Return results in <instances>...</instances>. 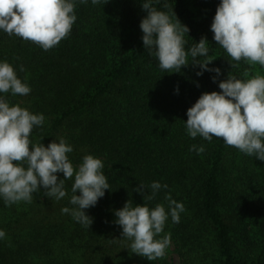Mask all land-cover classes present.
Instances as JSON below:
<instances>
[{"label":"trees","instance_id":"16d2710c","mask_svg":"<svg viewBox=\"0 0 264 264\" xmlns=\"http://www.w3.org/2000/svg\"><path fill=\"white\" fill-rule=\"evenodd\" d=\"M141 2L77 0L72 31L47 51L0 32V60L13 64L32 89L27 96L4 95L46 118L31 139L47 146L65 137L74 148L68 154L74 166L86 154L101 158L111 188L85 210L90 227L61 212L72 207L73 180L65 181L68 195L59 201L43 188L30 203L6 206L0 199V229L6 232L0 264H170L132 252L114 215L128 200L167 207L166 193L185 207L180 222L169 217L160 234H171L179 264H264V161L222 138L193 139L185 127L187 110L202 93L220 91L228 74L250 79L264 75V67L233 61L213 39L210 26L220 0H169L189 28L186 47L207 38L209 68L221 74L215 82V72L198 76L190 56L179 72L160 69L143 45ZM192 145L205 151H190ZM153 181L168 188L144 200ZM140 183L146 187L137 192Z\"/></svg>","mask_w":264,"mask_h":264},{"label":"clouds","instance_id":"9594fccd","mask_svg":"<svg viewBox=\"0 0 264 264\" xmlns=\"http://www.w3.org/2000/svg\"><path fill=\"white\" fill-rule=\"evenodd\" d=\"M78 2L86 4L88 0ZM99 2L91 0L92 4ZM76 4L77 0H0V32L50 50L72 31L77 20ZM141 6L146 12L139 25L143 45L158 60L159 68L179 72L190 63V56L191 63L200 68L197 75L215 72V82L221 70L209 68L213 59L207 38L186 47L189 28L179 21L169 0H142ZM210 30L217 45L233 61L244 60L264 67V0H220ZM19 71H24L22 65ZM218 87L220 91L202 93L188 108L187 135L193 139L200 136L208 142L213 137L222 138L226 145L264 161V75L240 79L228 74ZM31 91L26 78L18 77L13 64L0 60V199L6 206L21 201L30 203L33 193L43 188L46 196L59 201L68 195L65 181L73 180L68 201L72 207L65 206L61 212L90 227L93 220L85 210L95 206L105 190L111 189L104 162L86 154L74 166L68 155L74 148L63 136L47 146L34 142L31 136L45 124L44 114L13 104L4 95L27 96ZM174 91L178 94L179 86ZM189 150L201 154L205 147L192 145ZM58 173H63L62 179ZM145 187L140 183L135 191L142 192ZM146 188L151 192L143 198L150 201L168 185L153 181ZM164 198L167 207L162 203L155 207L148 203L133 206L132 200H128L114 213L123 237L131 241V251L150 261L165 256L171 245L170 233L160 236L169 217L173 223H179L180 214L185 211L184 204L170 193ZM5 236V230L0 229V240Z\"/></svg>","mask_w":264,"mask_h":264},{"label":"rangeland","instance_id":"374dc122","mask_svg":"<svg viewBox=\"0 0 264 264\" xmlns=\"http://www.w3.org/2000/svg\"><path fill=\"white\" fill-rule=\"evenodd\" d=\"M166 261H168L170 264H179V258L175 251V246L173 242L171 241L170 247L166 250L165 256H163Z\"/></svg>","mask_w":264,"mask_h":264}]
</instances>
